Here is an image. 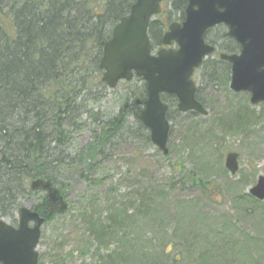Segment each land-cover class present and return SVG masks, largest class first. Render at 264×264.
I'll return each mask as SVG.
<instances>
[{"label":"trees","instance_id":"obj_1","mask_svg":"<svg viewBox=\"0 0 264 264\" xmlns=\"http://www.w3.org/2000/svg\"><path fill=\"white\" fill-rule=\"evenodd\" d=\"M135 2L0 0V218L14 219L23 206L22 199L41 196L33 208L50 223L57 215L49 216L46 194L31 189L34 180H50L62 193L68 186L64 181L74 178L89 185L100 184L95 179L97 171L110 156L116 141L143 137L148 144L152 143L149 130L136 117L134 108L124 111L123 107L119 116L95 125L101 116L100 110L95 111V108L107 98L110 89L103 81L100 67L103 49L114 27L130 14ZM186 7L187 0H164L163 13L151 22L149 29L154 48L162 46L164 31L170 23L184 19ZM216 30L217 38H211L209 33L206 39L215 44L219 52L233 54L241 49L228 36L225 26ZM223 64L228 65V69L219 74L218 65ZM200 70L203 81L207 77L218 79V76L226 82L230 80L229 64L219 59L206 60ZM135 79L143 82L137 76ZM133 82H126L130 85L127 101L144 102L146 83L134 87ZM200 90L201 87L197 90V99L203 103ZM162 99L179 114L175 97L163 95ZM245 108L235 116L230 114L227 121H220L221 125L233 130L235 135L245 131L252 122ZM84 115L96 126L92 130L93 139L82 149L70 151L81 131L89 130ZM130 115L135 119L134 126L129 122ZM168 118L172 121L170 112ZM187 141L184 140L185 146ZM173 151L180 152L176 148ZM170 153L163 155L167 158ZM183 165L184 162L181 168ZM184 175V180L190 179L210 196V185L197 171ZM162 194L147 191L127 204L119 203L105 222L90 215L87 230L96 242L98 264H184V255L178 251L170 253L171 248L165 242L157 246L151 240L152 253L147 258L146 251L142 250L144 236L139 222L148 218L152 204ZM209 196L205 194L207 199ZM248 198L255 201L251 195ZM183 207L190 208L186 203ZM188 217L189 214L185 216ZM151 221H147L149 226L154 222ZM195 242L187 246L189 252L197 249ZM112 243L115 244L113 250L109 248ZM147 243L150 244V239ZM87 245L82 244L83 256L89 251ZM104 250L109 253L100 257ZM138 256L139 261L135 260Z\"/></svg>","mask_w":264,"mask_h":264},{"label":"rangeland","instance_id":"obj_2","mask_svg":"<svg viewBox=\"0 0 264 264\" xmlns=\"http://www.w3.org/2000/svg\"><path fill=\"white\" fill-rule=\"evenodd\" d=\"M210 35L217 38L219 33L212 30ZM218 67L219 74L228 69L226 64ZM217 78L207 77L203 81L202 70L196 71L193 77L198 88L201 87L207 116L170 110L168 148L171 152L173 148L180 152L173 151L166 158L158 147L148 144L143 137L124 138L119 143L116 141L110 156L97 171L95 179L100 184L89 185L76 178L64 181L68 186L63 195L69 209L42 227L37 249L39 264H98L96 242L87 230L90 215L105 222L119 203L127 204L147 191L163 194L154 195L158 199L152 204V211L147 219L139 222L145 258L152 253L153 240L157 246L165 242L172 254L182 253L184 264L192 261L195 264H264V200L248 198L258 179L264 176V103L252 105L249 93H235L230 88V80ZM134 81V87L144 84ZM129 88V84L121 82L116 89H109L107 98L95 108L101 112L96 126L120 115L124 104L129 102ZM244 108L252 117L245 131L235 135L233 130L221 125L220 121H227L230 114L235 116ZM87 118L83 116L90 125L89 130L81 131L70 151L82 149L93 139L92 130L96 126ZM128 119L134 126V117L130 115ZM228 153L238 154L239 169L234 175L225 166ZM183 162L185 165L181 168ZM192 170L208 182L210 196L207 190L194 186L190 179L184 180L183 175L186 177ZM40 197L22 199V205L33 207ZM185 203L190 208L183 207ZM17 219L18 214L7 220L15 225ZM149 219L154 221L151 226L147 222ZM149 239L150 244L147 243ZM195 240L197 249L189 252L187 246L193 245ZM82 244H88L85 256L81 254ZM109 248L115 249V244ZM108 253L101 251L100 257ZM135 260L139 261L140 256Z\"/></svg>","mask_w":264,"mask_h":264},{"label":"water","instance_id":"obj_3","mask_svg":"<svg viewBox=\"0 0 264 264\" xmlns=\"http://www.w3.org/2000/svg\"><path fill=\"white\" fill-rule=\"evenodd\" d=\"M161 2L134 3L130 14L116 25L112 38L105 44L100 67L110 88L120 81H131L135 75L145 81L147 99L137 117L149 129L152 143L168 155L169 106L161 96H175L182 113L208 115L196 98L197 86L192 77L215 52V46L205 40L213 27L227 26L229 36L241 46L239 54L221 55L222 60L231 64V90L251 93L252 105L264 102V0H187L184 21L172 23L163 38L164 46L175 43L177 48H162L153 53L148 31L153 17L162 11ZM140 104L138 100L135 106ZM225 165L232 175L236 174L238 154L229 153ZM31 189L47 193L49 216L67 212L68 203L52 181L34 180ZM251 194L264 200V176L258 179ZM45 221L29 207L19 210L18 227L0 219V264H39L37 248Z\"/></svg>","mask_w":264,"mask_h":264},{"label":"flooded vegetation","instance_id":"obj_4","mask_svg":"<svg viewBox=\"0 0 264 264\" xmlns=\"http://www.w3.org/2000/svg\"><path fill=\"white\" fill-rule=\"evenodd\" d=\"M162 13H163V10H162ZM184 19H185V17H184ZM184 19L182 20V21H184ZM218 27V26H217ZM217 27H215V28H213V30H216V28ZM220 27V26H219ZM168 29L166 28V30L164 31V34L166 33V31H167ZM212 32V30L210 31V33ZM216 48H217V46H216ZM217 50H218V48H217ZM217 50H216V52H215V55H217L216 53H217ZM239 52H240V50L238 51V52H236L235 54H239ZM234 54V53H233ZM217 57V56H216ZM250 94V93H249ZM250 98H251V94H250Z\"/></svg>","mask_w":264,"mask_h":264}]
</instances>
